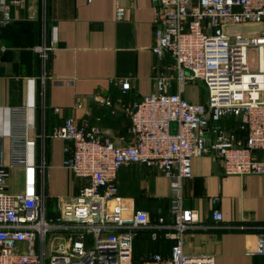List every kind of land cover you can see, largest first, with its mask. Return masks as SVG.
<instances>
[{"label": "built area", "instance_id": "built-area-1", "mask_svg": "<svg viewBox=\"0 0 264 264\" xmlns=\"http://www.w3.org/2000/svg\"><path fill=\"white\" fill-rule=\"evenodd\" d=\"M133 1L114 0L115 20L125 17L121 3ZM0 6L1 29L10 17L6 0ZM152 15L151 52L173 63L156 75L153 93L120 107L129 119L128 138L116 144L108 131L72 117L46 134L28 118L34 103L6 109L7 162L0 138V264H214L211 255L184 252V234L199 215L184 206L183 183L192 178V159L202 155L226 176L264 175V0H153ZM52 50V45L32 48L43 67ZM45 80L43 74L42 85ZM173 81L176 93L169 92ZM112 82L122 95L131 89L129 79ZM189 83L203 85L204 103L182 97ZM39 95L44 102V91ZM101 105L115 113L109 99ZM226 120L234 121L232 128L221 124ZM46 139L69 143L63 167L86 181L71 201L60 202L56 219L47 217L45 196L34 183L22 194L6 191L14 168L38 174L43 186L47 165L38 151ZM131 165L153 169L170 181L167 215L157 209L155 222L119 194L118 171ZM212 219L221 222L218 209ZM144 230L152 242H171L169 253L143 251L135 258V240ZM247 254L264 255V233Z\"/></svg>", "mask_w": 264, "mask_h": 264}, {"label": "crops", "instance_id": "crops-1", "mask_svg": "<svg viewBox=\"0 0 264 264\" xmlns=\"http://www.w3.org/2000/svg\"><path fill=\"white\" fill-rule=\"evenodd\" d=\"M6 3L10 19L0 29L3 47L0 138L4 161L8 160L9 150L6 109L27 103H34L28 118L34 121L38 132L50 134L64 119L72 117L78 124L87 119L108 131L116 144L118 139L128 138L129 119L120 107L153 93L154 78L159 72L166 73L165 67L173 63L170 57L158 59L151 52L153 0L122 2L125 17L120 21L114 17V0H6ZM1 9L0 6V18ZM37 45L53 47L44 67L32 51ZM116 79H129L130 91L122 95L112 82ZM190 84H198L199 96H192L187 88ZM188 85L182 97L192 103H204L203 85ZM41 91L44 102L40 101ZM169 92H177L174 81ZM105 99L113 103L114 114L101 105ZM77 104L82 108L76 109ZM43 105L47 108L43 109ZM55 108L58 113L53 112ZM221 124L232 128L234 121ZM67 145L68 142L56 139H46L42 147L39 143L38 153L43 151L47 165L43 186L38 174L33 176L31 171L14 168L9 171L6 191L22 194L29 190L27 184L34 183V188L45 196L47 217L56 219L60 202L71 201L86 184L63 167ZM191 172L192 178L183 183L184 206L197 211L199 222L184 234V252L211 255L214 264H264V255L247 254L255 251L256 237L264 233V175L243 178L223 175L219 164L208 155L194 157ZM116 183L120 196L132 199L136 209L147 211L152 222L156 220V208H162L167 215L170 181L157 171L136 165L122 167ZM214 197L219 201L212 206L209 201ZM213 209L222 214L221 222L213 221ZM148 232L138 234L134 247H154L157 252L168 254L171 242L162 239L150 242ZM63 235L68 237V233Z\"/></svg>", "mask_w": 264, "mask_h": 264}, {"label": "rangeland", "instance_id": "rangeland-1", "mask_svg": "<svg viewBox=\"0 0 264 264\" xmlns=\"http://www.w3.org/2000/svg\"><path fill=\"white\" fill-rule=\"evenodd\" d=\"M184 88L185 89L189 88L190 91L193 93L192 96H195V97L199 96V94L201 92L200 87L198 86V84L197 85L196 84H190V85L187 86V88H186V86ZM142 250H144V249H142ZM142 250H140V251H142ZM140 251L139 252L136 251L135 258H138V256H140Z\"/></svg>", "mask_w": 264, "mask_h": 264}, {"label": "trees", "instance_id": "trees-1", "mask_svg": "<svg viewBox=\"0 0 264 264\" xmlns=\"http://www.w3.org/2000/svg\"><path fill=\"white\" fill-rule=\"evenodd\" d=\"M157 209H161L162 210V212L164 213V210L162 209V208H156V210H155V215H156V217H157ZM156 219V218H155ZM148 236H149V232H148ZM150 240V239H149ZM151 242V241H150ZM142 249H144V250H142ZM140 250H142V251H156L157 250V248H154V247H134V252L136 253V251L137 252H139ZM140 253H141V251H140Z\"/></svg>", "mask_w": 264, "mask_h": 264}, {"label": "water", "instance_id": "water-1", "mask_svg": "<svg viewBox=\"0 0 264 264\" xmlns=\"http://www.w3.org/2000/svg\"><path fill=\"white\" fill-rule=\"evenodd\" d=\"M165 58H166V59H169V57H168L167 55H165Z\"/></svg>", "mask_w": 264, "mask_h": 264}]
</instances>
